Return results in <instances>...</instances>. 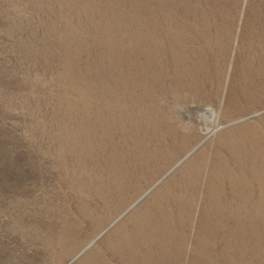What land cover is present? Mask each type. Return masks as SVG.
<instances>
[{
	"label": "rangeland",
	"instance_id": "1",
	"mask_svg": "<svg viewBox=\"0 0 264 264\" xmlns=\"http://www.w3.org/2000/svg\"><path fill=\"white\" fill-rule=\"evenodd\" d=\"M0 264H264V0H0Z\"/></svg>",
	"mask_w": 264,
	"mask_h": 264
}]
</instances>
